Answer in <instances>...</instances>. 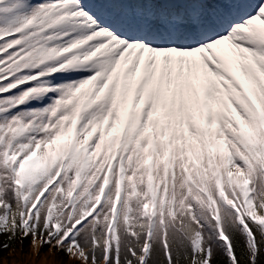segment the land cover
I'll list each match as a JSON object with an SVG mask.
<instances>
[{
    "label": "snow or ice",
    "instance_id": "snow-or-ice-1",
    "mask_svg": "<svg viewBox=\"0 0 264 264\" xmlns=\"http://www.w3.org/2000/svg\"><path fill=\"white\" fill-rule=\"evenodd\" d=\"M0 254L264 264V0H0Z\"/></svg>",
    "mask_w": 264,
    "mask_h": 264
},
{
    "label": "rangeland",
    "instance_id": "rangeland-1",
    "mask_svg": "<svg viewBox=\"0 0 264 264\" xmlns=\"http://www.w3.org/2000/svg\"><path fill=\"white\" fill-rule=\"evenodd\" d=\"M0 264H3V255L2 254H0Z\"/></svg>",
    "mask_w": 264,
    "mask_h": 264
}]
</instances>
